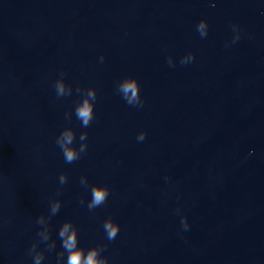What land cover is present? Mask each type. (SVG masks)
<instances>
[{"label":"water","instance_id":"obj_1","mask_svg":"<svg viewBox=\"0 0 264 264\" xmlns=\"http://www.w3.org/2000/svg\"><path fill=\"white\" fill-rule=\"evenodd\" d=\"M61 73L71 96L57 97ZM126 77L142 108L116 91ZM93 87L84 128L76 89ZM67 128L77 148L88 133L71 164L56 143ZM97 185L111 192L89 211ZM57 199L50 251L36 221ZM108 219L121 227L111 241ZM68 221L109 264H264V0H0V264H33L34 243L58 264Z\"/></svg>","mask_w":264,"mask_h":264},{"label":"clouds","instance_id":"obj_2","mask_svg":"<svg viewBox=\"0 0 264 264\" xmlns=\"http://www.w3.org/2000/svg\"><path fill=\"white\" fill-rule=\"evenodd\" d=\"M213 8L216 6L215 4L211 5ZM232 30L236 33L233 37L232 43H236L241 39L239 25H233ZM196 31L199 33L202 39L206 38L209 34V23L208 21L201 20L196 26ZM195 53H189L182 57L179 61L181 65H187L195 61ZM104 57H100V62L103 63ZM167 63L170 67L176 66V61L172 56L167 57ZM65 73H61V78L55 83V90L57 97H66L71 96L73 89L67 84L64 80ZM141 83L137 78L126 77L122 81L118 83L116 91L121 95L122 99L132 107H140L144 106V99L141 95ZM76 91L78 93H83V100L80 102L76 109L75 115L78 120L81 121V126L84 128H88L93 120L95 119V102L98 98V92L96 88H88L81 89L77 88ZM71 114H67L66 118L70 119ZM88 138V133L83 132L80 135V144L79 148L74 147V142L76 140V133L73 129L67 128L65 129L60 136L57 138L56 143L58 147L61 149L65 163L71 164L75 161L79 160L87 151L88 144L86 143ZM147 138V132H141L137 136L138 142H143ZM68 175L66 173H62L59 176V184L61 186L65 185L68 182ZM80 184L87 188L88 179L86 176L81 177ZM111 190L107 186H93L91 187V200L87 204V208L89 211H93L96 208L104 205L110 195ZM59 195V193H58ZM81 204L84 203L83 200L80 201ZM62 207V201L54 200L50 205V214L45 217L41 215L36 223L38 225L43 226L41 231L37 234L40 237V242L47 243L51 240V230L49 222L52 216H55ZM180 210L177 209V214H179ZM181 225L185 231L190 228V224L188 223L187 217H183L181 220ZM104 231L106 233V237L108 240H115L118 234L121 231V227L118 223L113 221L112 219H108L103 224ZM59 239L61 240V247L63 251L58 254L57 261L58 264H63L65 253H67L66 264H109V260L107 257L102 256L101 254L106 250V245L98 246L91 248L87 252L85 249L79 247V230L74 225L73 222L68 221L65 222L59 230L58 233ZM39 243H34L29 250V254L34 253L33 256V264H42L45 259L44 252H38L37 248ZM48 250H55L56 242L51 241V243H47Z\"/></svg>","mask_w":264,"mask_h":264}]
</instances>
